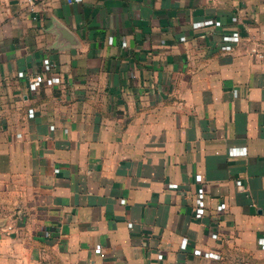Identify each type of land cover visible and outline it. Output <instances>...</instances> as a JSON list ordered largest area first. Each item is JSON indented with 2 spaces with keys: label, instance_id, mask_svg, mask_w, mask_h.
Returning a JSON list of instances; mask_svg holds the SVG:
<instances>
[{
  "label": "crops",
  "instance_id": "crops-1",
  "mask_svg": "<svg viewBox=\"0 0 264 264\" xmlns=\"http://www.w3.org/2000/svg\"><path fill=\"white\" fill-rule=\"evenodd\" d=\"M0 264H264V0H0Z\"/></svg>",
  "mask_w": 264,
  "mask_h": 264
},
{
  "label": "built area",
  "instance_id": "built-area-1",
  "mask_svg": "<svg viewBox=\"0 0 264 264\" xmlns=\"http://www.w3.org/2000/svg\"><path fill=\"white\" fill-rule=\"evenodd\" d=\"M73 0H67L68 3H71ZM43 82V78L41 75H36L33 79V81L31 82L32 85V89L36 90L38 88V86ZM199 197L201 198V194H202V189H200L199 191ZM201 207H203V204H200Z\"/></svg>",
  "mask_w": 264,
  "mask_h": 264
}]
</instances>
